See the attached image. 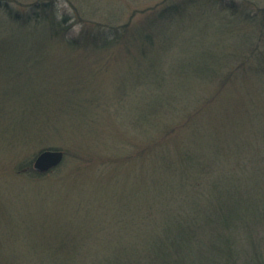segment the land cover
Listing matches in <instances>:
<instances>
[{
  "label": "trees",
  "instance_id": "obj_1",
  "mask_svg": "<svg viewBox=\"0 0 264 264\" xmlns=\"http://www.w3.org/2000/svg\"><path fill=\"white\" fill-rule=\"evenodd\" d=\"M66 1L77 20L84 23L77 35L70 33L71 17L58 0H0V144L15 150L31 141L45 140L46 128L71 121L68 115L79 116V121L99 119L98 112L87 118L88 106L97 102L96 97L88 96L90 86L68 76L74 74L72 66L81 64H74L71 57L124 47L126 52L130 49L140 53L148 66L157 59L161 63L154 51L159 39L173 27L186 25L191 31L199 28L213 33L203 50L199 48L201 65L191 68L182 84L189 82L187 89L196 87L203 93L198 91V98L180 103L171 92L177 88L171 87V76L166 79L167 73L160 71L156 86L143 93L140 113L129 120L131 127L140 122L134 130L138 144L127 137L125 145L115 147L122 152L137 147L127 156L122 155V161L125 156L141 160L137 178L143 182L144 192L136 190V194L145 195L143 205H139L141 219L148 217L145 210L164 215L166 220L162 222L167 228L161 237L148 245L117 247L109 255L89 259L77 256L74 237L57 234L50 243L41 239L45 246L38 247L39 240L29 229L28 239L23 234L27 249L8 247L0 241V264H264V2L162 0L141 9L138 17L132 12L124 22L110 19L107 23L90 18L101 13L100 7H92L85 0ZM52 58H60L69 70L62 76L53 69L48 74L35 72ZM166 68L170 74V67ZM52 78L60 83V90H49L59 93L56 100L48 99V90L42 86ZM203 80L206 83L201 86ZM245 80L249 81V89ZM27 81L41 86L37 89L43 94L39 106L30 104L34 95L38 96L36 88L29 89L33 100L27 104L18 100L24 95L17 91ZM235 87L246 90L249 99L240 101V105L247 112L228 125L225 119L232 97L226 93ZM218 93H223L221 122L215 121L216 111H209L218 101ZM62 116L66 118L60 121ZM84 129L86 137L93 128L83 125ZM253 140L261 144L259 151L251 144ZM65 160L64 151L62 161L48 172L34 171L31 160L20 165L32 176L54 172L58 185L67 186L38 192L39 201L50 199L54 205L49 213L44 212L48 207L43 202L37 204L42 210L34 206L33 211L40 217L62 218L61 203L77 200L75 195L83 192L78 177L64 169ZM129 196L118 204L111 221L135 220L132 216L126 218L136 207ZM80 200L78 209L92 211L91 202ZM15 214L10 213L9 220H15Z\"/></svg>",
  "mask_w": 264,
  "mask_h": 264
},
{
  "label": "rangeland",
  "instance_id": "obj_2",
  "mask_svg": "<svg viewBox=\"0 0 264 264\" xmlns=\"http://www.w3.org/2000/svg\"><path fill=\"white\" fill-rule=\"evenodd\" d=\"M58 1L60 2L59 5L62 10L69 13L71 17L68 22L69 25H72L70 33L77 35L84 23L77 20L74 11L69 7L66 0ZM89 1L91 5L93 3L96 7L101 8L100 14L109 13L113 20L117 19L114 21L124 22L132 16V12H136L137 14L135 15L138 17L141 9L144 10L162 0ZM259 1L264 2V0ZM91 13L93 14L95 11ZM90 18L93 17L91 16ZM94 18L102 22L104 21L99 16H95ZM198 30L192 28L191 31L186 25L183 28L173 27L162 39H159L158 47L154 51L157 56L161 57L162 62L160 63L157 59L150 66L147 65L140 53H137L135 50L130 51V49L126 52L123 49L124 47L113 48L104 54L90 52V54L85 56L75 54L71 57V61L74 64H81L72 66L71 71L74 74H68V76L76 77L84 84H88L91 92L89 89V94H85L97 98V102L88 106L90 107V111L87 118L92 113H95L92 115V117H95L97 112L100 117L96 121L94 119H84V121L82 119L79 121V116L68 115L71 121L66 120L64 123L61 122L60 125H56L52 129L46 128L44 135L47 136L44 137L45 140L31 141L28 145L10 150L11 152L14 151L13 155L10 156L6 154L8 152H3L2 150L11 148V146L0 144V166L6 169H0V194L2 193L4 196L7 194L6 198L0 195V205L5 204L4 206L6 208L13 209L17 207L18 202V207H20L19 212H17L18 210L16 211L15 220H9L10 213L4 210V206L1 205L0 208L2 209L0 210L5 212V217L0 216L1 242L4 241L8 247L14 246L15 249H27V244H24L25 241H23V234L26 233V238L28 239L29 235L27 230L29 229L33 232V237L39 240L38 247H41L43 244L45 246L44 242L43 244L40 242L43 238L50 243L52 242V236L57 234L62 236V234H65L69 237H74L75 243L78 242L76 245L78 257L81 255L84 256L83 258L92 259L105 254L109 255L110 251L117 247L128 245L140 247L151 244L155 238L163 235V229L167 228V225L162 222L165 219L164 215L154 211L150 214L151 210L144 209L148 217L144 221L141 219V213L143 212L140 213L139 205H143L141 203L144 201L145 195L141 194V192L136 194L137 189L144 192L143 182L137 178L141 160L126 157V154L130 153L131 150L135 151L137 147L135 146L129 150L126 149V152L116 150L115 147L125 145L127 137L129 138V142L138 144V138H136L137 136L134 130L140 127V122L137 121L135 126L131 127L129 120L132 117L136 118L140 113L143 93H148L152 90V87L156 86L160 71L167 73L165 74L166 79L169 78V75L171 76L173 80L171 87L177 86L171 92L174 96L178 97L180 103H186L188 100L199 97L198 91L201 93V90L196 87H191L190 84L189 86L191 88L187 89L189 82L182 85L185 83L184 78L188 76L189 70L201 65L199 51L203 50V46H205L209 41V37L213 34L209 29ZM51 52L57 55L61 54V52L57 51ZM51 52L50 54H52ZM108 55L109 60L107 61ZM112 58L113 61L111 60ZM56 59L57 61L52 58L48 63L44 62L40 64L35 72L39 73L44 71L48 74L53 69L52 72L55 70L56 75H64L69 70L68 65L60 63V58ZM95 62L98 65H95ZM100 63L101 66H99ZM165 65L170 67V74L167 72L168 70ZM197 73L199 74L200 72L197 71ZM40 78L48 79V76L46 78L43 76ZM244 78L246 77L241 79ZM30 80L35 81V79ZM246 80V87L249 89V81ZM200 82L201 86L206 83L204 80ZM195 84L198 85V83ZM42 86L48 90L46 91L49 95L47 96L49 97L48 99L52 98L56 100L59 98V93L57 95L55 92H49L52 89L54 91L60 90L59 81L57 82L52 78V80H48V83L45 82ZM30 88H36L37 90L41 86L34 85L28 81L24 83L21 91L20 88L17 91V94L24 95L23 97H19V101H25L24 103L27 104L28 100H33L29 97L31 96ZM245 93L246 90L243 91L241 89L239 91L237 87L229 93H226L227 96L232 97L227 110V118L225 119L228 125L232 121L238 122L240 117L245 116L247 111L242 109L240 105V101L245 102L249 99ZM42 97V91H38V96L34 95L33 103L30 104L40 105ZM222 98L223 93H218L215 98L218 101L212 105V109L209 108L211 113L212 110L216 111L215 121L218 120L219 122L222 121L220 118L222 116L221 109L223 108ZM236 101L239 102V105H236ZM170 109L172 108L170 107ZM8 118L10 120V117ZM64 118L66 116H62L60 121H63ZM83 125L93 128L86 137L84 136L85 129L81 130ZM231 130L236 131L234 128H231ZM237 142L240 144V141ZM251 144L253 146L256 145L254 140L251 141ZM260 146L261 144L257 143L255 151H259ZM42 147H53L64 150L66 153V160L62 163L64 169H69L71 175L77 176L79 184L84 187L81 196L78 193L75 195L77 200L61 203L60 212L62 218L54 219L51 216L49 218H43L31 209L32 206L38 209L37 204L43 202L48 207L47 209L51 210V208H54V205L50 202L51 200L39 201L37 197L38 192L42 190L49 192L50 188L54 187H61L63 189L67 187L64 184L58 185L59 181L56 177H53L54 172L43 176H32L25 170L26 168H20V165L25 161H33L34 156ZM241 150H243L242 147ZM241 150L237 153H241ZM244 150L248 152L247 146L244 147ZM122 155H126L123 161ZM17 166H19L18 170L15 171ZM124 172H126V175ZM15 173L18 174L14 175ZM115 173V177H112V174ZM67 182L68 179H66L65 183ZM54 191H51V193ZM56 192L58 193V191ZM129 194H131V200L136 207L134 208V213L133 209L132 213H127L126 218L130 219L132 216L131 219L135 218V220H129L127 223L125 221L121 223L111 221L110 219L114 213L118 211V204L125 202L126 196L130 197ZM79 196L84 202H91L92 211L78 209L79 203L77 201L81 202ZM1 200L4 201L2 202ZM161 212L163 213V210ZM27 216L33 217L34 219H28V217L26 218L27 222H23ZM81 217H85V219L82 221ZM30 244L33 243L31 242ZM37 254L41 255L39 250Z\"/></svg>",
  "mask_w": 264,
  "mask_h": 264
},
{
  "label": "water",
  "instance_id": "obj_3",
  "mask_svg": "<svg viewBox=\"0 0 264 264\" xmlns=\"http://www.w3.org/2000/svg\"><path fill=\"white\" fill-rule=\"evenodd\" d=\"M62 151L57 149L40 150L34 157V167L37 170L49 169L62 161Z\"/></svg>",
  "mask_w": 264,
  "mask_h": 264
},
{
  "label": "bare ground",
  "instance_id": "obj_4",
  "mask_svg": "<svg viewBox=\"0 0 264 264\" xmlns=\"http://www.w3.org/2000/svg\"><path fill=\"white\" fill-rule=\"evenodd\" d=\"M86 2H87V4L88 5H90V6H92V5H94L93 3H92V5L90 4L91 2L89 1V0H85ZM98 4V3H97ZM96 4V5H97ZM92 7H96L95 5L94 6H92ZM98 16H99V18L101 19V20H104L103 22H107V23H109L110 21V19H112L111 18V15L109 14V13H103V14H98ZM93 18L95 17V16H92ZM106 19V20H105ZM97 20V19H96ZM102 22V21H101ZM111 23V22H110ZM121 23V22H120ZM67 126V125H66ZM45 149H57V150H60V149H58V148H53V147H42L40 150H45ZM3 152H8V153H6L7 155H13V151L11 152L10 150H9V148L8 149H4V150H2ZM63 153H62V155H63V157H64V150H61ZM62 157V158H63ZM33 160H34V158H33ZM32 162V168H33V170L34 171H36V172H48L50 169H52V168H54L55 166H53V167H51V168H49V169H46V170H37L35 167H34V164H33V162L34 161H31ZM61 162V161H60ZM59 162V163H60ZM58 165V164H57ZM0 169H4V170H6L5 168H2L1 166H0ZM14 175H17V173H15ZM26 178V177H25ZM0 195H2V193L0 194ZM4 198H6V196H7V194H5V196H4V194L2 195ZM2 202L4 201V200H1ZM1 205H5V204H1ZM1 205H0V207H1ZM18 205H19V203L17 202V207L16 208H13V209H9V208H6L5 206H4V210H7L9 213H11L12 214V211H14V212H16L17 210L19 211L20 210V207H18ZM37 208H40V210H42L43 209V207H40V206H38ZM0 209H2V208H0ZM31 209H33L34 210V206H32V208ZM50 211H52V209L51 210H45L44 212H50ZM4 214H5V212L3 211V210H0V216L2 215L3 217H5L4 216Z\"/></svg>",
  "mask_w": 264,
  "mask_h": 264
}]
</instances>
